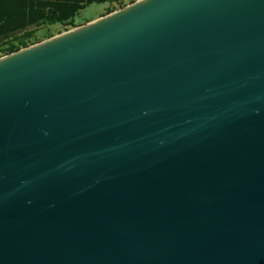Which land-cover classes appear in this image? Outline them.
Returning <instances> with one entry per match:
<instances>
[{"label":"water","instance_id":"1","mask_svg":"<svg viewBox=\"0 0 264 264\" xmlns=\"http://www.w3.org/2000/svg\"><path fill=\"white\" fill-rule=\"evenodd\" d=\"M0 264H264V0H140L0 59Z\"/></svg>","mask_w":264,"mask_h":264},{"label":"trees","instance_id":"2","mask_svg":"<svg viewBox=\"0 0 264 264\" xmlns=\"http://www.w3.org/2000/svg\"><path fill=\"white\" fill-rule=\"evenodd\" d=\"M118 0H0V41L8 44L9 54L28 48L31 28L62 25L76 28L77 15L87 7L114 3ZM140 0H131L132 4ZM109 9L108 14L113 13ZM107 14V15H108ZM22 34V35H21ZM21 35V36H20ZM18 41V44L9 40Z\"/></svg>","mask_w":264,"mask_h":264},{"label":"rangeland","instance_id":"3","mask_svg":"<svg viewBox=\"0 0 264 264\" xmlns=\"http://www.w3.org/2000/svg\"><path fill=\"white\" fill-rule=\"evenodd\" d=\"M130 5H132L131 0H118L114 3H106V4H101V5H97V4L91 5V6L87 7L86 9H84L83 11H81L77 15L76 20H75L76 25H77L76 28L83 26L85 24H88L90 22L96 21L102 17L107 16L110 8L114 10L113 12H116V11L122 10V9H124ZM76 28L66 27V26H62V25H43L40 27L31 28L30 30H32V36L28 40L29 47L40 44V43L45 42L51 38L60 36V35L65 34L67 32L73 31ZM9 41H11L12 43H15L16 45L18 44V41L15 42L12 39ZM6 44L7 45H4L3 41H0V59L8 56L7 55L8 53L6 51H4V49L6 50L9 46L8 44H10V43H6ZM24 49L25 48L21 47L20 51L24 50Z\"/></svg>","mask_w":264,"mask_h":264}]
</instances>
